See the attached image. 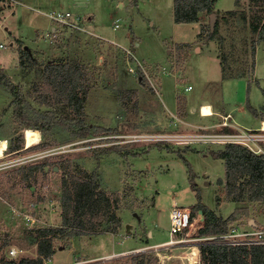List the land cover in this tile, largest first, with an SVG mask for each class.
<instances>
[{"label":"rangeland","instance_id":"1","mask_svg":"<svg viewBox=\"0 0 264 264\" xmlns=\"http://www.w3.org/2000/svg\"><path fill=\"white\" fill-rule=\"evenodd\" d=\"M172 1L0 2V67L20 87L28 115L48 110L59 116L72 113L65 103L55 102L50 87L43 82L44 63L62 57L79 60L88 74L86 122L115 130L114 134L86 139H76L59 129L46 135L39 130L40 141L25 147V128L14 118L13 98L0 84V138L7 142V150L0 158V258L35 257L37 246L26 243L24 229L60 227L62 191L72 193L74 183L92 178L98 189L110 197L108 212L120 217L117 232L108 228L103 231L106 225L101 228L94 218L95 227L86 224L84 234L56 239L59 247L44 264H139L140 260L143 264H188L189 256L197 260L191 264H201L198 243L202 238L197 236V228L203 219L199 214L180 233L169 234L168 213L172 205L190 209L196 202L184 159L195 173L193 181L206 206L215 209L223 201L213 210L216 214L228 216L237 211L228 230L236 228L234 238L254 239L256 232L264 229V202L230 201L224 183H218L220 177L224 182V163L209 151L219 150L224 144L174 138L159 141L153 137L223 132L221 115L202 121L199 112L193 113L186 106L185 95L189 101L210 100L221 106L222 112H230L250 127L258 126V121L250 120L256 117L246 104L242 109L239 105L246 102L247 94L256 107L260 99L264 101V39L256 41L264 22V2L240 0L236 5L235 0H215L220 42L206 38L210 28L208 13L201 12L198 21L174 22ZM229 9L235 10L226 12ZM66 11L71 14L70 20L79 18V27L59 23L49 15ZM115 22L118 28H113ZM92 23L98 32L116 38L143 58L140 64L129 51L97 36ZM25 47L37 59L31 67L20 65ZM139 70L144 78L139 76ZM188 82L193 88L185 92ZM129 88L136 89V96L124 101ZM47 94L49 101L42 103ZM135 98L137 105L133 108ZM208 124L213 125L202 128ZM15 137L22 138L21 148L17 153L9 152L10 140ZM159 142L161 147L156 145ZM112 143L136 155L106 153L96 159L89 150ZM259 146V151L253 147L264 153V140ZM34 165L45 166L27 180L17 172ZM164 239L170 243L160 246L157 241Z\"/></svg>","mask_w":264,"mask_h":264},{"label":"trees","instance_id":"2","mask_svg":"<svg viewBox=\"0 0 264 264\" xmlns=\"http://www.w3.org/2000/svg\"><path fill=\"white\" fill-rule=\"evenodd\" d=\"M11 2L14 0H0V2ZM16 1V0H15ZM258 1V0H250ZM264 2V0H262ZM240 0H235L238 5ZM215 0H173L172 14L174 22L198 21L199 14L205 12L210 14L215 12L216 18L213 29L208 27L206 33L207 39L217 38L222 41L219 33L218 11L214 8ZM235 9L226 10L232 13ZM202 28V27H201ZM257 24L252 25V31H256ZM201 34V30L199 35ZM264 39V22L258 29L256 41ZM185 46L187 44H184ZM255 42L252 44L254 50ZM20 59L22 67H31L37 63L35 55L32 54L28 47H25ZM44 84L50 87V93L56 103H65L71 114L59 116L53 110L47 112H36L29 116L26 110V99L21 89L13 83L9 76L0 67V84L7 89L12 96L13 116L23 128H33L40 130L44 135L59 129L67 132L71 137L76 139H86L99 135L114 134L112 128L92 125L86 122L84 118V102L88 93L89 78L88 74L79 62V60L68 61L66 58H55L44 63L43 66ZM139 76L144 78V74L139 70ZM140 80H143V79ZM264 98V88L261 89ZM124 101L136 96V89H126ZM249 92V85L247 93ZM246 108L256 118H264V103L259 107H254L246 95ZM50 96L44 95L41 100L49 101ZM133 108H136L137 99L132 102ZM49 105V103H47ZM135 106V107H134ZM222 131L230 130L228 126H223ZM112 140V139H111ZM92 144V141H88ZM161 142L157 143L161 147ZM22 145V138L15 137L10 140L9 152L18 151ZM35 146V145H34ZM38 146V145H36ZM47 146V145H44ZM169 150V147L165 145ZM188 149L187 148H184ZM7 150V148H6ZM6 150L4 152H6ZM96 159L101 154L115 153L121 157L136 155L135 152L123 149L118 143H112L103 146H92L89 149ZM190 150V149H189ZM213 158H220L224 163V182L221 178L218 183H224L225 194L230 201H262L264 202V153L252 151L247 146L228 142L219 150H210ZM181 154V153H180ZM184 158L183 156H181ZM189 183L192 190L195 191L196 202L190 207L191 220L197 216L198 210L202 211L203 220L197 228V236L202 240L198 243L200 251L201 264H264V244L263 243H238L230 244L221 235L228 232L231 222L234 220L237 211H233L226 218L217 215L211 208L201 201L199 188L193 181L194 171L189 163ZM45 165H34L28 169L24 167L18 169L24 179H29L31 174L39 168L44 169ZM16 172V173H17ZM74 191L71 193L63 190L60 197L61 220L62 225L57 228H29L23 237L28 245L37 246L35 257L22 256L19 258L2 256L0 264H44L45 260L50 258L59 247L56 245V239H67L85 233L87 225L95 227L93 220H99V226L106 225L103 231L110 229L117 232L121 223L120 217L114 212H108L110 197L102 190L92 178H85L82 181L73 184ZM113 222V223H111ZM87 224V225H86ZM8 240L3 243L6 245ZM61 246V245H60ZM139 264H143L140 260Z\"/></svg>","mask_w":264,"mask_h":264},{"label":"built area","instance_id":"3","mask_svg":"<svg viewBox=\"0 0 264 264\" xmlns=\"http://www.w3.org/2000/svg\"><path fill=\"white\" fill-rule=\"evenodd\" d=\"M53 13L55 15H53ZM52 14H49L50 17H52L55 21L65 24L67 26H78L79 18H76L75 21L70 20L71 14L70 12H53ZM70 20V21H69ZM117 26V24H115ZM79 27V26H78ZM81 28V26H80ZM129 51V50H128ZM132 56L133 54L129 52ZM134 57V56H133ZM135 59V58H134ZM136 60V59H135ZM139 64V60H136ZM191 86L187 85L185 89H190ZM228 115L222 116V126H230V128H233L234 132H221V133H211L206 134L203 132H193V133H166V134H160L162 136H153L154 139L156 138L159 141H164L170 138H174L176 140H180L183 142H195V143H203L205 140H208V142L214 143V142H220L221 144H225L228 142L233 143H239L242 145L247 146L252 151L256 152V149H254L253 146L257 148V151L261 149L259 146V142L264 140V130L262 127L258 128H242L238 127L237 125H231L228 120ZM148 135H143L142 137L146 138ZM264 216V213H263ZM168 219H169V234L175 235L177 233H180L184 228H186L188 225L191 224V212L188 207H182V206H176L172 205L169 213H168ZM236 230L235 227H232L230 229V232H227L224 235H221V237L225 238L228 243L230 244H238V243H263L264 244V229L259 230L256 232L257 236L254 239H236L234 236H236V233H234ZM246 235H249L251 233H245ZM171 240V239H170ZM169 241V240H168ZM166 241V242H168ZM166 242H163L159 244L160 246ZM174 242V241H173Z\"/></svg>","mask_w":264,"mask_h":264},{"label":"crops","instance_id":"4","mask_svg":"<svg viewBox=\"0 0 264 264\" xmlns=\"http://www.w3.org/2000/svg\"><path fill=\"white\" fill-rule=\"evenodd\" d=\"M137 2V1H136ZM173 2V1H172ZM119 5H121V3H119ZM116 21V20H115ZM115 24H117V26H115ZM91 26L93 27V23L91 24ZM119 27V25H118V23L117 22H115L114 23V26H113V28H118ZM93 29V31L96 33V35L97 36H101V37H103V38H105V39H108L109 41H111V42H113V43H116V44H118L119 46H121L122 48H124L126 51H128L129 49H128V47H126V46H124L123 44H121L116 38H112L111 36H109V35H105V34H102L101 32H98L94 27L92 28ZM93 32V33H94ZM94 33V34H95ZM93 34V35H94ZM130 34V33H129ZM106 36V37H105ZM107 37H110V38H107ZM132 41H134V40H132ZM136 45H138V43L136 44ZM129 52H131L132 54H133V56H134V58L136 59V60H139V62H141V60H143V58L141 59L140 57H138V56H136V53H134L133 52V50H131V51H129ZM135 60V61H136ZM187 85H190L191 86V88L190 89H185L184 88V91L186 92V91H190V90H192V88H193V85L192 84H190V82H188L187 83ZM205 86H207V84L205 85ZM184 87H186V85H184ZM185 100H186V106L189 108V110L190 111H192L193 113H194V111H197V112H199V115L201 116V118H202V121H210V119H215V117L217 118H219L220 117V115H221V119H222V116H225V115H231V117H228V120H230V124L231 125H237L238 127H243V128H253V127H250L249 126V124H246L245 123V121L244 120H241V119H237V118H234L235 116L233 115V114H231L230 112H222V110H220V109H222V107L221 106H215V104L213 103V102H211L210 100H207V99H205L204 101H196V100H190L189 101V96H187V95H185ZM220 100H221V102H223V97H220ZM261 100H263V99H260V101H258V107L260 106V105H262L263 103H264V101H261ZM250 104H251V102H250ZM202 105L204 106V105H209L210 107H211V111H212V113L210 114V115H205V114H203V113H201V111H200V108L202 107ZM245 105V100L243 101V102H241L240 103V105H239V108L240 109H242V107ZM252 106H254L253 104H251ZM235 107V106H234ZM233 107V108H234ZM254 107H256V106H254ZM189 111V112H190ZM230 111V110H229ZM233 115V116H232ZM264 119V118H263ZM263 119H260V118H252V119H250V120H253L254 122H256V121H258V126H254V128H258V127H262L261 125H260V122H262V120ZM184 120V119H183ZM184 122L185 123H187L188 124V122L187 121H185L184 120ZM213 125V124H212ZM211 124H208L207 126H204V127H202L201 125H200V127H202L203 129H205V127L207 128H210L211 126H212ZM248 125V126H247ZM199 126V125H198ZM221 178V177H220ZM223 178V177H222ZM224 202L222 201V202H220L217 206H215V209H212V210H217L222 204H223ZM239 206V205H238ZM210 208V207H209ZM215 212V211H214ZM229 214V213H228ZM218 215V214H217ZM221 217H223V218H226V216H227V214H221L220 215ZM167 240H161V241H157V242H161V243H163V242H166ZM163 245V244H162ZM66 264H68V263H66Z\"/></svg>","mask_w":264,"mask_h":264},{"label":"bare ground","instance_id":"5","mask_svg":"<svg viewBox=\"0 0 264 264\" xmlns=\"http://www.w3.org/2000/svg\"><path fill=\"white\" fill-rule=\"evenodd\" d=\"M200 111H201V113H203L205 115H210L212 113L211 107L209 105H204V106L202 105V107L200 108ZM260 125L262 126V129L264 130V119L262 120V122H260ZM23 133H24L25 147H29V146L35 145V144H37L40 141V133H39V130H37V129L25 128L23 130ZM6 148H7L6 139L0 138V158L3 156L4 150ZM169 243L170 242H168V243L166 242V244H169ZM194 262H197L196 258H193L192 256H189L188 257V264H191V263H194Z\"/></svg>","mask_w":264,"mask_h":264},{"label":"water","instance_id":"6","mask_svg":"<svg viewBox=\"0 0 264 264\" xmlns=\"http://www.w3.org/2000/svg\"><path fill=\"white\" fill-rule=\"evenodd\" d=\"M209 17H210V29H213L214 27V23H215V18H216V14L215 12H212L209 14ZM47 168V167H45ZM54 169H57L56 167H54ZM198 214L200 215V218L203 219V215H202V211L201 210H198Z\"/></svg>","mask_w":264,"mask_h":264},{"label":"flooded vegetation","instance_id":"7","mask_svg":"<svg viewBox=\"0 0 264 264\" xmlns=\"http://www.w3.org/2000/svg\"><path fill=\"white\" fill-rule=\"evenodd\" d=\"M19 151V150H18ZM18 151H15L14 153H17Z\"/></svg>","mask_w":264,"mask_h":264}]
</instances>
